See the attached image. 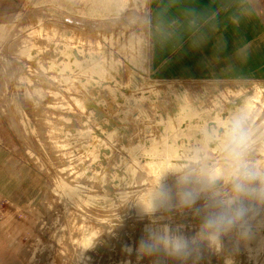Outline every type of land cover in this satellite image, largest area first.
<instances>
[{
	"label": "rangeland",
	"instance_id": "rangeland-1",
	"mask_svg": "<svg viewBox=\"0 0 264 264\" xmlns=\"http://www.w3.org/2000/svg\"><path fill=\"white\" fill-rule=\"evenodd\" d=\"M150 11V0H0L12 29L0 45L4 135L42 192L30 264H264V199H235L225 151L239 123L244 161L264 172V82L154 78ZM184 190L199 192L190 207ZM236 207L241 219L203 230ZM165 235L187 249L173 253Z\"/></svg>",
	"mask_w": 264,
	"mask_h": 264
},
{
	"label": "crops",
	"instance_id": "crops-1",
	"mask_svg": "<svg viewBox=\"0 0 264 264\" xmlns=\"http://www.w3.org/2000/svg\"><path fill=\"white\" fill-rule=\"evenodd\" d=\"M149 68L162 80L264 82V0H150ZM0 22V45L11 36ZM0 115V264H30L43 214L33 168ZM10 141V142H8Z\"/></svg>",
	"mask_w": 264,
	"mask_h": 264
},
{
	"label": "clouds",
	"instance_id": "clouds-1",
	"mask_svg": "<svg viewBox=\"0 0 264 264\" xmlns=\"http://www.w3.org/2000/svg\"><path fill=\"white\" fill-rule=\"evenodd\" d=\"M246 133L239 123H234L228 139L225 144V151L235 161V174L232 179L233 192L236 194L235 199L243 196L258 197L264 199V172L254 171L244 161L243 144ZM259 182L258 186H254ZM161 197L167 198L170 195V190L166 187L161 188ZM180 202L190 207L199 198V192L196 190H184L178 193ZM234 201L229 200L231 205ZM245 214L243 207L225 208L218 214L209 215L203 224V230L216 229L219 230L221 226L231 225L234 221L241 219ZM152 236L150 234V240ZM163 240L165 245H171L172 251L175 254L182 253L188 247V240L182 235H165L157 237ZM140 249L151 252L154 250V245L149 241L142 240L140 242Z\"/></svg>",
	"mask_w": 264,
	"mask_h": 264
},
{
	"label": "bare ground",
	"instance_id": "bare-ground-1",
	"mask_svg": "<svg viewBox=\"0 0 264 264\" xmlns=\"http://www.w3.org/2000/svg\"><path fill=\"white\" fill-rule=\"evenodd\" d=\"M261 93V92H260Z\"/></svg>",
	"mask_w": 264,
	"mask_h": 264
}]
</instances>
